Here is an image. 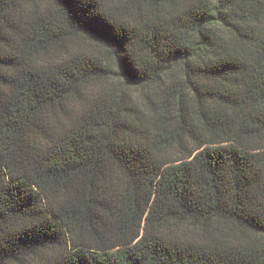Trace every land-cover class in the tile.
<instances>
[{"label":"trees","instance_id":"16d2710c","mask_svg":"<svg viewBox=\"0 0 264 264\" xmlns=\"http://www.w3.org/2000/svg\"><path fill=\"white\" fill-rule=\"evenodd\" d=\"M262 226L264 0H0V264H264Z\"/></svg>","mask_w":264,"mask_h":264},{"label":"snow or ice","instance_id":"6c2138e0","mask_svg":"<svg viewBox=\"0 0 264 264\" xmlns=\"http://www.w3.org/2000/svg\"><path fill=\"white\" fill-rule=\"evenodd\" d=\"M121 70L123 71V67L121 68ZM260 231L264 232V226L260 228Z\"/></svg>","mask_w":264,"mask_h":264}]
</instances>
